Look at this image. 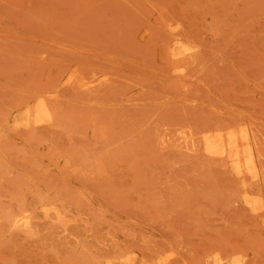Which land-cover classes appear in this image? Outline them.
Instances as JSON below:
<instances>
[{"label": "rangeland", "instance_id": "obj_1", "mask_svg": "<svg viewBox=\"0 0 264 264\" xmlns=\"http://www.w3.org/2000/svg\"><path fill=\"white\" fill-rule=\"evenodd\" d=\"M0 264H264V0H0Z\"/></svg>", "mask_w": 264, "mask_h": 264}]
</instances>
